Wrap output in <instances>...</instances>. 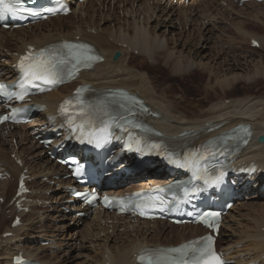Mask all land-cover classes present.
<instances>
[{
    "label": "bare ground",
    "instance_id": "6f19581e",
    "mask_svg": "<svg viewBox=\"0 0 264 264\" xmlns=\"http://www.w3.org/2000/svg\"><path fill=\"white\" fill-rule=\"evenodd\" d=\"M113 2H115V4L119 3V5H116L115 7L108 6L106 7L107 9L103 7L102 10L101 7H99L97 10L94 8L92 13L89 11H82V15H80L75 21V23H79L75 26L73 25L74 27L69 30L67 34H63L62 32L54 33L50 30L48 33L39 32L35 29L37 28L40 30L43 24L51 21L53 22L55 19H61L64 16H58L53 18L54 20L51 19L49 21H45L43 24L38 23L27 28H20L12 31L0 30V60L1 58L4 59L3 62H0V71H3L4 73H12V71L6 67L12 63L11 60L16 59L12 55V52L23 51L26 45L35 44L37 46H42L51 41L59 40L62 36H67V38L70 39L79 38L89 41L94 44L96 49L102 53L105 59L104 61L95 64L91 71L82 74V82L91 83L99 91L107 87H123L136 92L145 98L154 111H158L160 113V118L154 120V123L157 127L171 136L176 135L178 138H182L180 133L187 131L190 134H193V138L191 140L193 143L215 135L221 132L223 129L232 128L239 123H250L253 130V135L250 143L243 151L242 160H255L257 161L259 167H264V142H259L257 139L258 135L264 134V93H255L252 95L253 92H251V94L248 95L244 90L246 87L251 86L252 83H258V78H262L264 80V59L262 61L257 60L255 63V60H252V58L249 59L245 55L240 56L242 53L237 54V56L235 55V51L241 47L243 43H250L252 38H255L259 41V48L264 49V34L262 35L260 32L249 28L253 27L254 25L264 26V10L256 9L257 11L255 13H246V9H244V7L251 4H254V6L258 7H263L261 6L263 4L253 1L246 2L242 5V7H239L240 5L238 2L235 3L234 0H205L200 3H189L188 5L191 4L190 9L182 10V8H186L188 5H183V3H173L169 6L167 3H163V0H159V2L155 3H151L150 1L140 3L138 2L136 3V6L135 2L131 0H113ZM96 3H100V5L106 4L104 0H95L78 4V6L81 9L85 5H95ZM223 3H226V5L224 6ZM76 10L77 9L75 8L73 12L75 13ZM104 10H106V12ZM109 10L113 11L114 15L116 16L115 18L110 15ZM177 10H179L178 14H181L179 18H176L175 16V14H177ZM107 11L109 13H107ZM188 11L198 12L199 16H195V14H192L191 12L189 13ZM98 13L101 22L102 19L109 20L110 22L114 23L116 20L118 26L115 29H108L98 24L99 22L95 24L94 19L97 17ZM121 13L123 18H121ZM247 15H251L253 19L247 17L249 21H246L247 18L244 20L241 19L234 21V19ZM230 16L233 18L232 22L226 21L232 19ZM200 18L203 21H201ZM87 21L92 23L91 26L88 27L92 28L90 30L94 29V33L88 32L85 30V28H83V24H85ZM154 21L156 22L153 23ZM223 23L228 24V27L226 28L224 26V29L232 27L235 30L234 35H226L224 34L225 32H223V34H216L215 31L220 30V26H222ZM191 26L193 27L192 29H190ZM28 28H32L33 30L35 29V32H33L31 36L26 34L22 36V31H25ZM43 28L47 29L45 27ZM74 28H76L75 32H73ZM8 36H10L11 39L14 37V39L17 41L9 40ZM174 36L177 37L174 38ZM27 37H30V39ZM111 37L113 40L110 39ZM171 40H176L173 43L175 45L181 44V41L184 40L183 44L185 47L188 46V43L190 44L192 41H195L193 43L194 48H190L188 50V55H185L187 58L181 59L179 56H175V51L177 53H181L182 51H177L174 49L175 47H169ZM209 49H213L214 53L207 52ZM116 51H120L121 56L119 59L114 60L112 56ZM130 51L136 52V56L139 55L141 58L146 57L144 59H147L148 62H151L150 64H152V66L145 64L147 72H140L138 69L135 70V66H132L131 63H129L131 62L130 59L135 57V55H132ZM231 52L234 54L230 55ZM252 52H255V50H252ZM197 57L201 59V62L195 61V58ZM262 57L264 58V56ZM206 59L209 60V62L212 61L215 63L211 64L209 62H204L203 60L206 61ZM159 61L163 63V65L158 64ZM157 65H159V67L164 66L167 67V69H170L168 73H165L166 76H169L171 73L176 74L182 79L183 83H185V79L189 77L192 84L184 85L188 91L194 87L193 84H199V74L192 72L193 68L199 66L203 70L202 73H206V75L209 77V81L203 86L205 93V96H203V103L202 101L186 100L181 97V95L178 98H174V93H166L169 89L168 87L165 88L164 93L160 92L157 94L156 85H162V82H159L161 81L160 79H162V70L157 69ZM148 68H153V70L149 71ZM237 70L240 72H236ZM152 86H154L155 89H153ZM218 90H220L222 97L223 95L230 96V104L225 103L226 96L224 97V101L218 100L221 98L220 94L215 93ZM67 92H69V86H64L59 90L41 95L37 97L36 100L39 102L49 103L50 105L56 103L55 106H53L55 111L57 102L61 100L63 93ZM208 95H214L217 100H213ZM204 104H209L211 106L209 111L206 113L197 114V107ZM260 105H263V107ZM258 106L261 108H257ZM218 126H220V128H214L212 131H208L210 128ZM19 127H26V125H21ZM14 129L9 137L3 136V132H0V162H2L3 166H5L12 174L11 179L5 181L0 180V197L7 199L11 191H13L8 202L6 203V200L3 202V204H7L6 209H10V214L14 212V204H10V200L15 195L18 176L22 169L28 168L30 174L35 176L36 170L38 168L37 166L47 162L53 163V167H55L53 168L54 170H49L46 173V169H42L38 171L39 175L44 174V176H49L48 179L53 180L54 175H60L63 177V175L66 174L62 166L56 164L47 157L46 150L39 144L32 143L33 145H31V148H25V142L35 138L34 130L38 129L37 127H29L24 129L25 131L23 132L21 130L14 131ZM18 135L21 136V138L17 140V145H19L18 149L21 148L20 151L16 149V146H13L10 153H8L7 146L11 144L12 138H17ZM5 139L9 141L7 143L3 142ZM13 152H16L21 157L23 162L22 167L20 164H17L13 158H11L10 154ZM30 159L32 161H30ZM13 177L15 179L14 181H12ZM58 182L63 187L64 184L70 183V179H59ZM148 182H157V180L149 179V181H142L138 185H146ZM34 184L37 185L38 182H34ZM60 196L62 197H60L59 205L56 204L53 209H57L61 214H63L61 207L68 206L66 200H68L70 197L67 196V193L61 194ZM37 197L43 199V195ZM3 204L0 203V217H3V219L0 218V227L4 228V232L13 231L15 233V237H1L2 241H0V243L6 244V248L0 247V249H3V254L8 255L10 260L0 261V264H12V256L15 253L18 254L19 250H23L28 258H39L41 260L39 253L36 250H29V248L25 246L26 244L24 246H20L19 244V248H16L18 247L17 243L23 241L22 239L18 238L20 237L19 232L23 230L25 226V222L22 223V226L17 228H11L10 226L6 227L8 220L2 214L4 206ZM238 204L242 206H248L249 211L255 214L258 212L257 209L261 208V211L258 212L257 217L262 216L261 214L264 215V204H256V206H254L255 203L253 204L252 202L251 204H248L247 202H239ZM239 205L237 206L234 204L233 210L227 214L223 224L220 226L221 232L225 222H227L229 218L233 216V211L235 212L237 208L240 209ZM31 209V211L34 210V204L32 205ZM40 209L38 211H41ZM248 214L251 215V213L247 212L246 215L249 216ZM11 216L13 217V215ZM24 217L29 219L31 215L24 214ZM263 217L264 216H262V221H259L257 218L259 224H261L260 227H264ZM68 218L69 217L66 215L59 216L61 221H65ZM93 218L95 224L98 225V234H100L101 231L110 229V227H112V229L116 232L119 228L124 229V232H122V234L119 236L121 241L115 242L119 243V245H115L113 247L110 246L109 237H107L105 240H103V244H98V247L93 248L94 251L98 254H101V257L103 258L102 260L96 259L98 262L96 264H137L136 257H133L134 253L136 254L144 245L162 244L163 241H160L161 243H156L155 241L164 233L163 227L167 225L171 226L173 228L172 232L178 233V236L181 234L179 242L202 233L199 226L188 224L180 227L168 224L165 221L132 222V220H130L128 222V220L124 219L123 222H120V220H117V217L113 215L111 216V218H113L112 225H105V223L103 224L101 221V216H94ZM85 224L89 225V222H86ZM160 224H164V226L160 227ZM151 226L155 227V229L152 230V233L155 232L156 235L152 236L150 239L148 233L151 231ZM68 227L69 226L65 224L60 228L67 229ZM243 227L244 229H240V231L236 229L237 232L240 234L242 233L241 235L243 237H240L239 235V237L235 238L234 240L231 239L229 241V237L225 239V235H223V233V236L220 234V237H222L220 238V242L222 243L221 245H223L222 247L232 245L233 243H239L244 238H251L253 234L247 233L249 230H246V228L249 227ZM63 229L61 230L63 231ZM90 229L94 231L93 226H91ZM91 230L87 231L88 233L86 232L87 236L86 234L81 233V239H84L85 237L88 238L89 235H92ZM257 233V237L261 238L259 243L252 240L249 242V244L254 246V249L257 248L254 258L262 260V263L264 264V258H262V256H264V247L259 246L260 243H264V232L261 231L256 232V234ZM45 234L49 235L48 233ZM50 234H52L49 235L51 237L55 236V232L53 230L50 231ZM243 234H246V236L244 237ZM72 238L70 239L72 240ZM162 238H164V236ZM153 240L154 242H149ZM123 241H128L130 246H125ZM177 243L171 242L169 245ZM53 255H57L56 252H53ZM41 261L44 263L46 262L43 260Z\"/></svg>",
    "mask_w": 264,
    "mask_h": 264
},
{
    "label": "rangeland",
    "instance_id": "374dc122",
    "mask_svg": "<svg viewBox=\"0 0 264 264\" xmlns=\"http://www.w3.org/2000/svg\"><path fill=\"white\" fill-rule=\"evenodd\" d=\"M260 4H263V5H261V6H263V7H258V6H254V4H251V5H249V6H246V7H244V9H246L245 11H246V13L248 12H251V13H255L258 9L259 10H264V2H262V3H260ZM117 5V4H116ZM115 5V6H116ZM119 5V4H118ZM114 6V7H115ZM76 7V6H75ZM75 7H74V10H75ZM103 7H105V5H103ZM239 7H242V6H239ZM258 7V8H257ZM98 9L99 7L97 6V5H90V4H88V5H85V6H83L81 9H80V7L77 5V7H76V12L74 13H72V15H69V16H67V17H62L61 19H57V20H54L53 22H51V23H49V25H48V23L47 24H43L42 25V28L43 27H45V28H47V29H36L37 31H39V32H49V30L51 31V32H54V33H56V32H62L63 34H67V32L69 31V30H71L75 25H77L78 23H75V21H76V19H78L79 18V16L80 15H82V11H89V12H93L92 10L93 9ZM106 8V7H105ZM254 8H255V11H254ZM257 9V10H256ZM105 12H106V10H104ZM110 11V10H109ZM107 13H109L108 11H107ZM116 13V12H115ZM110 15H112V17L113 18H115L116 16L114 15V13H113V11H110ZM121 15H122V13H121ZM247 17H250V18H252L253 19V17L251 16V15H247V16H243V17H239V18H237V19H234V21H238V20H244V19H246ZM122 18V17H121ZM231 18V17H230ZM264 20V19H263ZM246 21H249L248 20V18H247V20ZM90 21H87L85 24H83V28H85V30H87L88 32H91L89 29V27L88 26H91V24L92 23H89ZM99 22V23H98ZM101 21H100V18H99V14H98V16L94 19V23L95 24H100L101 26H103V27H106V28H108V29H115L117 26H118V24H117V22H116V20H115V23L114 22H110L109 20H102V22L100 23ZM156 21H154L153 23H155ZM152 23V22H151ZM59 24H60V26H59ZM104 24V25H103ZM74 25V26H73ZM115 26V27H114ZM126 26V25H125ZM212 26V25H211ZM222 27H223V29H224V26H221V28H220V30L219 31H221V32H219V34L221 33V34H223V32H225L224 34H231V35H234V32H235V30L234 29H230V27L228 28V29H222ZM65 28V29H64ZM250 29H252V30H254V31H257V32H260V34H264V26L263 25H260V26H258V25H254L253 27H249ZM31 29V31H29ZM177 29V28H176ZM228 30V31H227ZM76 31V28H74L73 29V32H75ZM33 32H35V29L33 30L32 28H28L27 30H25V31H22V36H24V34H26V35H29V36H31L32 34H33ZM92 32H94V30H92ZM229 32H231V33H229ZM217 34V33H216ZM9 37V40H11V41H17V40H15L14 39V37H12V39L10 38V36H8ZM177 36H174V38H176ZM28 39H30V37H27ZM111 40H112V37L110 38ZM173 41V42H172ZM174 41H176V40H171L170 41V44H169V47L170 48H174V49H176L177 51H182L181 53H177L176 51H175V56H179L181 59L182 58H187L185 55H188V50L191 48V49H193L194 48V46H193V43L195 42V41H192V43H188V46L187 47H185L184 46V44H183V41L184 40H182L181 41V44H179V45H175V44H173L174 43ZM179 43H180V41H179ZM250 43H248V42H245V43H243L242 45H243V48L241 49V47H239L236 51H235V55L237 56V54H239V53H242V54H240V56H246V57H248L249 59L250 58H252V60H255V63L257 62V60L258 61H262L264 58L262 57V56H264V49H256L255 50V52H252V48L250 47V45H249ZM241 45V46H242ZM251 50V51H250ZM240 51V52H239ZM244 51V52H243ZM247 51H249V52H247ZM173 52V51H172ZM171 52V53H172ZM207 52H212V53H214L213 52V49L211 50V49H209V50H207ZM130 53H131V51H130ZM183 53H184V55H183ZM187 53V54H186ZM256 53H258V54H255ZM132 55L134 54V53H131ZM234 53H232L231 52V54L230 55H233ZM250 54V55H249ZM135 55V57L134 58H132V59H130L131 60V62H129V63H131V65L132 66H135L134 67V69L136 70V69H138V70H140V72H147L146 70H147V68H146V66H145V64L146 65H149V66H152V64H150L151 62H148L147 61V59H144V58H146V57H142L141 58V56H136V54H134ZM184 56V57H183ZM113 57V56H112ZM210 58V57H209ZM208 59V58H207ZM206 59V61L205 60H203L204 62H209V60H207ZM129 60V61H130ZM144 60V61H143ZM219 60H221V59H219ZM195 61H197V62H201V59L199 58V57H197V58H195ZM209 63H211V64H214L215 62H212V61H210ZM158 64H162L163 65V63H161L160 61L158 62ZM131 66V67H132ZM156 68L157 69H159V70H162V79H160L161 81H159V82H162V85L161 86H157L156 84V90H157V94L158 93H160V92H163L164 93V91H165V88L166 87H168L169 89L167 90V92L166 93H174L175 94V96H174V98H178L180 95H181V97H183L184 99H186V100H192V101H202V103H203V96H205V93H204V85H206L207 84V82L209 81V77H208V75H206V73L204 74V73H202V69L199 67V66H197V67H195V68H193L192 69V72L193 73H196V74H199L198 75V83L199 84H193V88L190 90V91H188L186 88H185V84H192V82H190V78L188 77V78H186L185 79V83H183L182 82V79L178 76V75H176V74H170L169 76H166V74L165 73H168V71H170V69H167V67H164V66H162V67H159V65H157L156 66ZM148 70L149 71H152L153 70V68H148ZM236 72H240V71H236ZM236 72H234V73H236ZM230 75V74H229ZM228 75V76H229ZM191 76H192V74H191ZM231 76V75H230ZM165 81V82H164ZM257 81H259L258 83H252V85L251 86H249V87H246V89H244L245 90V92H247V94L248 95H250L251 94V92H253L252 93V95H254L255 93H264V80L262 79V78H258L257 79ZM242 86V85H241ZM152 88L153 89H155L154 88V86H152ZM257 88V89H256ZM216 94H220L221 95V98L220 99H218L219 101H224V99L226 98V100H225V103L226 104H230L231 102H229V99H231L230 98V96H227V95H223V97H222V94L220 93V90H218L217 92H215ZM209 97H211L213 100L214 99H216L217 100V98L214 96V95H208ZM220 97V96H219ZM225 97V98H224ZM223 99V100H222ZM261 107H263V105H260ZM260 106H258L257 108H261ZM210 105L208 104V105H200V106H198L197 107V111H196V113L197 114H202V113H206L207 111H209V109H210ZM20 128V127H19ZM19 128H16V129H14V131H17ZM25 129V127H22V129H21V131L23 132V131H25L24 130ZM3 136H5L6 137V135H4V133H3ZM18 137H20L21 138V136L20 135H18ZM19 138V139H20ZM7 140V139H6ZM9 141V140H8ZM10 145V144H9ZM9 145L7 146V152L8 153H10V151L12 150V147H11V149L9 148ZM31 145H33L31 142H25V144H24V146H25V148L27 147L28 149L29 148H31ZM21 149V148H20ZM20 149H19V151H20ZM24 155V154H23ZM27 155V154H26ZM28 156V155H27ZM34 156V155H33ZM33 156H31V157H33ZM7 158V157H6ZM30 161H32L31 159H30ZM47 166V167H46ZM54 165H53V163H47V162H44V163H42V164H40V165H38L37 167V170H36V175L35 176H37V174L39 175V170H42V169H46V173L49 171V170H54L53 168H55V167H53ZM10 167H11V165H10ZM39 176H42V177H49V176H44V174H40ZM54 179V178H53ZM36 180H38L37 182H38V184L36 185V186H38L39 188H38V190H41V191H47V196H45V195H43V199H41V200H45V199H47L46 201H54V204L56 203L57 204V201H59L60 200V197H62V196H60L61 194H64V193H66V191L63 189V187L61 186V184L59 185V186H56L53 182H48V181H45V179H41V178H37ZM50 180V179H49ZM56 182H58V180L56 181ZM8 184V183H7ZM41 187V188H40ZM48 187V188H47ZM47 189V190H46ZM49 189H51V190H49ZM53 190H54V193H53ZM0 191H1V189H0ZM38 194H39V192H38ZM10 195H11V193H10ZM10 195H9V197H10ZM44 197H45V199H44ZM49 199V200H48ZM254 204L255 203V205L254 206H256V204L258 205V204H260V205H262V204H264V197L263 198H260V199H255V200H249V201H246L248 204H251V202ZM250 202V203H249ZM258 202V203H257ZM55 204V205H56ZM252 204V205H253ZM54 205V206H55ZM54 206H51V208L49 209V208H46L45 209V212L44 211H42L41 213H43L41 216H40V218H38V217H36L37 216V213L39 214V212H35V213H33L32 215H31V217H29V219L27 218V217H25V226H24V228H23V230H21L19 233H20V237L18 238V239H22L23 241L22 242H19V243H17V245H18V247H16V248H19V244H20V246H24L25 244V246H27V248H29V250H36L38 253H39V255H40V257H45L46 259H47V262L49 263V264H96V263H98L97 261H96V259H98V260H102L103 258L101 257L102 255L101 254H98L97 252H95L94 251V247H98L99 245L98 244H103V240H105L107 237H109V245L110 246H115V245H119V243H115L116 241H118V242H120L121 241V238H119V236L122 234V232H120L119 231V234H117V232L115 233V234H113V233H108V232H104V233H101V235L100 234H98V232L97 231H93V230H91V229H87V228H90L91 227V225H89L88 227H86L84 224H82V225H80V228H81V231L80 232H83L84 234H86V230H91L92 231V235H89L88 236V238H84V239H81V240H83V241H81L80 240V236H78V238H74V234H73V231L75 230V225L74 224H71L70 223V221L71 220H67V222H65V221H61V219H59V214H58V210L57 209H53L54 208ZM41 207H43V206H41ZM260 207V206H259ZM239 208L240 209H236L235 210V212L233 211V216L232 217H230L229 218V220L227 221V222H225V223H227V224H225V226H223V235H225L224 237H225V239L226 238H228L229 237V241L231 240V239H235V238H237V237H239V235H240V237H243L239 232H237V230L238 231H240V229H244V227L243 226H246V227H249V228H246V230H249V231H247V233H251V234H253L252 235V239L251 238H244L242 241H245L246 242V245H245V247L246 248H251V251H252V253H250L249 255L250 256H252V254L254 255V256H252V258L253 259H258V258H254L255 257V254H256V252H257V248H255L254 249V246H252L251 244H249V242H251L252 240L253 241H255V242H258L259 243V241L261 240V238H259V237H257L258 236V233L256 234V232H264V227H260L261 226V224H259V222H258V219H259V221H262V216H264L263 214H261L262 216H259V217H261V218H259V217H257L258 216V212L259 211H261V208H258L257 209V211L258 212H256L257 214H255V213H253V212H251V211H249V207L248 206H242V205H239ZM44 209V208H43ZM32 210V209H31ZM41 210V209H40ZM52 210H55L57 213H54V212H52ZM9 211H10V209L9 210H6L5 212V217L7 218V225H6V227L8 226H10L11 227V225H8L9 224V222H10V217H9ZM49 211H51V212H49ZM264 211V210H263ZM251 213V215L250 214H248L249 216H247L246 215V213ZM52 217V218H51ZM256 217V218H255ZM1 219H3V217H0ZM26 218H27V220H26ZM258 218V219H257ZM0 219V220H1ZM41 219V220H40ZM56 219H58V221H59V224H57V223H55L56 222ZM257 220V221H255V220ZM263 219H264V217H263ZM51 220V221H50ZM94 221V220H93ZM62 222V223H61ZM257 222V223H256ZM68 223H70L69 224V227L66 229V228H60L62 225H68ZM90 223V222H89ZM246 224V225H245ZM248 224V225H247ZM59 225V226H58ZM164 226V224H161V226ZM241 225H243V226H241ZM258 225V226H257ZM94 226H97V225H94ZM93 226V227H94ZM5 227V228H6ZM54 227V228H53ZM56 227V228H55ZM241 227V228H240ZM251 227V228H250ZM58 228H59V230H58ZM144 228H146V227H144ZM149 228V227H148ZM3 229L4 228H1L0 227V238L2 237V235H3V233H4V231H3ZM61 229H63V231L61 230ZM77 229L79 230V227H77ZM150 229H151V231L149 232V233H151V234H149L148 233V236L150 237V239H151V237L152 236H155L156 235V233L155 232H153L152 233V230H154L155 229V227L154 226H152V227H150ZM237 229V230H236ZM251 229V230H250ZM54 231L55 232V240L56 241H53V243H52V245L51 246H55V247H61V246H64L65 247V250L66 251H68L66 254H64V255H61V254H57V252H56V254L57 255H53V253L51 252V251H49V249H48V247L49 246H38V247H36V246H33L32 244H34L35 243V240H33V243L32 244H30L31 242H30V237L31 236H34L35 237V239L36 240H38V236L40 235V234H42V236L45 234V233H49L50 234V231ZM71 230V231H70ZM118 230V229H117ZM2 231V232H1ZM61 231V232H60ZM234 231V232H233ZM251 231V232H250ZM79 232V235H81V233ZM233 232V233H232ZM60 233V234H59ZM76 233H78V232H76ZM82 233V234H83ZM88 233V232H87ZM107 233V234H106ZM246 233V234H247ZM32 234V235H31ZM66 234V235H65ZM91 234V233H90ZM96 234H98V235H100V237H101V239H99V240H93V238H94V235H95V237L97 236ZM164 234V235H163ZM155 242L157 243V242H160V241H163V242H172V243H177V242H179V239H180V235L181 234H179V236H178V233H175V232H172V229L170 228V227H167V228H165V230H164V233H163ZM246 234H243L244 235V237L246 236ZM38 235V236H37ZM115 235V236H114ZM222 235V236H223ZM232 235V236H231ZM248 235V234H247ZM49 238H53V237H51V236H49V235H47ZM73 238H72V237ZM86 236H87V234H86ZM107 236V237H106ZM114 236V237H113ZM159 236V235H158ZM164 236V238H162ZM178 236V237H177ZM256 237V238H255ZM32 238V237H31ZM70 238H72V240L70 239ZM104 238V239H103ZM58 240H63V242H60V241H58ZM67 240V241H66ZM114 240V241H113ZM1 241H2V239H1ZM58 241V242H57ZM67 242V243H66ZM149 242H154V240L153 241H149ZM123 243H125V246H127L128 245V247L130 246L129 245V242L128 241H123ZM161 243V242H160ZM1 244V243H0ZM59 245V246H58ZM69 245V246H68ZM94 245V246H93ZM264 245V243L262 242V243H260V245L259 246H261V247H264L263 246ZM86 246V247H85ZM228 246V245H227ZM0 247H4V248H6V244H1L0 245ZM36 247V248H35ZM72 249H71V248ZM74 247V248H73ZM226 247V246H225ZM114 249V248H113ZM59 252H61L62 250H58ZM3 249H0V261H3V260H10V258H9V256L8 255H6V254H3ZM81 254V255H80ZM93 255V256H92ZM8 256V257H7ZM57 256V257H56ZM78 256V257H77ZM89 258V259H88ZM70 260V261H69ZM262 261V260H261ZM90 262V263H89ZM263 262V261H262Z\"/></svg>",
    "mask_w": 264,
    "mask_h": 264
},
{
    "label": "snow or ice",
    "instance_id": "6c2138e0",
    "mask_svg": "<svg viewBox=\"0 0 264 264\" xmlns=\"http://www.w3.org/2000/svg\"><path fill=\"white\" fill-rule=\"evenodd\" d=\"M0 5H3V11L7 13H11L16 15L20 9L14 7L12 3H5V0H0ZM48 11H53V9H48ZM65 48H69V54L67 57H57L52 56L47 59L44 58V53L38 54L37 57L33 58V62L25 65L24 62H21L20 69L24 72L25 79L31 82L32 79L35 80H43L48 84H55L60 82L63 78L64 74L72 75L75 71H78L80 66L90 67L91 61L99 59L96 56H89L84 51L75 50V46L65 45ZM30 57H25V60H29ZM69 65L71 67H69ZM6 86L4 84H0V94L10 95L5 91ZM23 98L22 96L20 97ZM70 103V102H68ZM64 110V109H62ZM7 119V117H5ZM91 142V141H89ZM77 173L79 174V169H77ZM156 191H164L163 189H157ZM137 197L141 194L137 193ZM95 199V197H93ZM108 198L105 197V202L107 203ZM91 203V200L89 201ZM150 203L154 204V202L150 201ZM160 203H163L161 201ZM135 206L137 208L143 209L146 205L143 203H136ZM122 210H124L122 208ZM144 212L141 210V215ZM217 213H204L200 219L203 220L205 224L209 223V220L212 217H217ZM172 252L179 253V258H173L171 260V264H221L219 257H216L214 253L211 251V241L210 238L206 242V244L202 247H195L194 245H186L181 249H173ZM188 251H191V259L187 257ZM144 259V257H141ZM159 256L155 259L149 257V264H159Z\"/></svg>",
    "mask_w": 264,
    "mask_h": 264
},
{
    "label": "water",
    "instance_id": "95a60500",
    "mask_svg": "<svg viewBox=\"0 0 264 264\" xmlns=\"http://www.w3.org/2000/svg\"><path fill=\"white\" fill-rule=\"evenodd\" d=\"M118 57H119V52L116 53V55L114 56V59H117ZM258 140H259L260 142H264V135H260V136L258 137Z\"/></svg>",
    "mask_w": 264,
    "mask_h": 264
}]
</instances>
